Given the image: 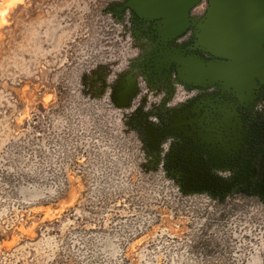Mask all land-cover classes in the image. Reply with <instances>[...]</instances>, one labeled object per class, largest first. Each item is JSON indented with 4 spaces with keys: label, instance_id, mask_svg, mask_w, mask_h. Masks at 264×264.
<instances>
[{
    "label": "rangeland",
    "instance_id": "374dc122",
    "mask_svg": "<svg viewBox=\"0 0 264 264\" xmlns=\"http://www.w3.org/2000/svg\"><path fill=\"white\" fill-rule=\"evenodd\" d=\"M112 1L0 0V156L26 140L30 153L42 151V159L29 158L31 174L9 170L16 187H0V264H55L57 232L77 261L90 242L96 254L125 252L135 264H160L147 249L150 238L200 221L158 205L159 189L176 193L185 211L205 207L214 215L222 203L181 195L162 171H144L140 144L118 123L120 112L106 98L80 93V74L104 60V7ZM105 196L108 205L99 202ZM223 204L238 208L230 220L247 226L248 239L234 236V252L248 246L264 264V205L250 197ZM156 218L148 236L143 225Z\"/></svg>",
    "mask_w": 264,
    "mask_h": 264
},
{
    "label": "flooded vegetation",
    "instance_id": "af4514ba",
    "mask_svg": "<svg viewBox=\"0 0 264 264\" xmlns=\"http://www.w3.org/2000/svg\"><path fill=\"white\" fill-rule=\"evenodd\" d=\"M192 1L108 3L104 60L80 74L79 91L106 98L120 112L118 123L140 144L144 171H162L181 195L222 202L214 215H207L205 207L186 212L178 207L176 193L159 189L158 205L186 218L192 213L189 220L200 222L187 224L181 234L150 238L151 257L160 264H257L250 247L237 252L231 247L236 234L248 239L247 226L240 218L230 220L238 208L227 209L223 202L250 197L264 205V18L252 19L254 67H236L234 59L211 45L210 0ZM30 146V140L14 142L0 156V187L18 184L7 180L9 170L31 174L28 163L35 151L30 153ZM35 155L41 158L42 151ZM108 201L105 196L99 202ZM158 223V218L146 221L144 232L149 236ZM56 234L65 264H135L125 252L96 254L90 242L83 260H74L67 254V238Z\"/></svg>",
    "mask_w": 264,
    "mask_h": 264
},
{
    "label": "water",
    "instance_id": "95a60500",
    "mask_svg": "<svg viewBox=\"0 0 264 264\" xmlns=\"http://www.w3.org/2000/svg\"><path fill=\"white\" fill-rule=\"evenodd\" d=\"M140 1V0H139ZM147 2L172 0H144ZM193 0L192 2H197ZM210 17L213 28L211 45L226 57L234 59V65L252 68L251 57H254V39H251L250 29L253 17L264 18V0H210ZM151 7V6H146ZM261 22V20H260ZM258 21V23L260 24ZM218 30V31H217ZM223 30V31H221ZM221 32L226 34L221 38Z\"/></svg>",
    "mask_w": 264,
    "mask_h": 264
},
{
    "label": "trees",
    "instance_id": "16d2710c",
    "mask_svg": "<svg viewBox=\"0 0 264 264\" xmlns=\"http://www.w3.org/2000/svg\"><path fill=\"white\" fill-rule=\"evenodd\" d=\"M44 225H47V222H45V224ZM43 227V226H42ZM43 229V228H42ZM55 264H65V263H63L61 260H60V257H59V260L57 261V262H55Z\"/></svg>",
    "mask_w": 264,
    "mask_h": 264
},
{
    "label": "bare ground",
    "instance_id": "6f19581e",
    "mask_svg": "<svg viewBox=\"0 0 264 264\" xmlns=\"http://www.w3.org/2000/svg\"><path fill=\"white\" fill-rule=\"evenodd\" d=\"M11 3H13V2H11Z\"/></svg>",
    "mask_w": 264,
    "mask_h": 264
}]
</instances>
